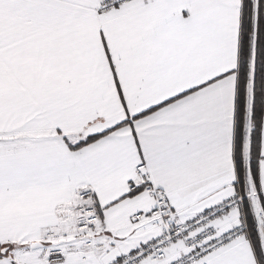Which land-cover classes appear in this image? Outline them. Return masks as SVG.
Returning a JSON list of instances; mask_svg holds the SVG:
<instances>
[{
	"label": "snow or ice",
	"instance_id": "6c2138e0",
	"mask_svg": "<svg viewBox=\"0 0 264 264\" xmlns=\"http://www.w3.org/2000/svg\"><path fill=\"white\" fill-rule=\"evenodd\" d=\"M0 264H264V0H0Z\"/></svg>",
	"mask_w": 264,
	"mask_h": 264
}]
</instances>
